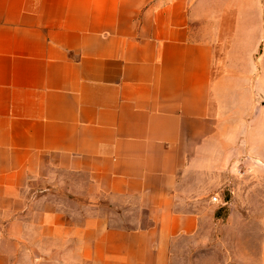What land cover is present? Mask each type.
Instances as JSON below:
<instances>
[{"label": "crops", "instance_id": "1", "mask_svg": "<svg viewBox=\"0 0 264 264\" xmlns=\"http://www.w3.org/2000/svg\"><path fill=\"white\" fill-rule=\"evenodd\" d=\"M221 3L0 0V264H171L199 232L179 182L217 138L215 56L235 12L198 23ZM239 153L218 168L243 176ZM261 222L242 264H264Z\"/></svg>", "mask_w": 264, "mask_h": 264}, {"label": "rangeland", "instance_id": "2", "mask_svg": "<svg viewBox=\"0 0 264 264\" xmlns=\"http://www.w3.org/2000/svg\"><path fill=\"white\" fill-rule=\"evenodd\" d=\"M221 8L235 13L228 14L221 51L215 56L211 98L217 138L207 150L209 159L197 166L202 169H191L179 182L182 192L194 197L187 208L204 215V226L173 246L171 264H242L247 254H257L263 234L264 166L248 162L264 161V0H227L211 8L198 25H215ZM233 146L240 150L243 176L234 177L228 166L218 168ZM220 184L235 193L210 196ZM225 199L235 211L228 222L229 206L213 210Z\"/></svg>", "mask_w": 264, "mask_h": 264}, {"label": "built area", "instance_id": "3", "mask_svg": "<svg viewBox=\"0 0 264 264\" xmlns=\"http://www.w3.org/2000/svg\"><path fill=\"white\" fill-rule=\"evenodd\" d=\"M214 199V198H213ZM214 200H216V199H214Z\"/></svg>", "mask_w": 264, "mask_h": 264}]
</instances>
